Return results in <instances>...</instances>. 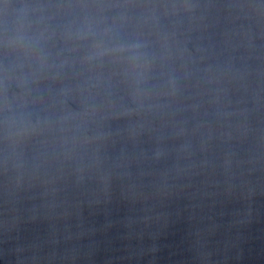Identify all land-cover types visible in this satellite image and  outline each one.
Wrapping results in <instances>:
<instances>
[{
    "label": "water",
    "instance_id": "95a60500",
    "mask_svg": "<svg viewBox=\"0 0 264 264\" xmlns=\"http://www.w3.org/2000/svg\"><path fill=\"white\" fill-rule=\"evenodd\" d=\"M0 264H264V0H0Z\"/></svg>",
    "mask_w": 264,
    "mask_h": 264
}]
</instances>
